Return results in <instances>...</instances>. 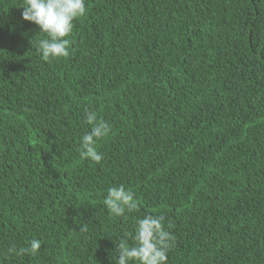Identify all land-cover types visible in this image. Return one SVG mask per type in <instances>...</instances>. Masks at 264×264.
Listing matches in <instances>:
<instances>
[{"label":"trees","instance_id":"obj_1","mask_svg":"<svg viewBox=\"0 0 264 264\" xmlns=\"http://www.w3.org/2000/svg\"><path fill=\"white\" fill-rule=\"evenodd\" d=\"M22 3L0 0V264H116L148 214L167 264H264V0H86L50 61ZM121 184L140 207L118 217Z\"/></svg>","mask_w":264,"mask_h":264},{"label":"clouds","instance_id":"obj_2","mask_svg":"<svg viewBox=\"0 0 264 264\" xmlns=\"http://www.w3.org/2000/svg\"><path fill=\"white\" fill-rule=\"evenodd\" d=\"M22 18L38 25L46 38L39 39L32 45L36 47L43 61L50 58L68 57L70 40L67 38L73 30L74 21L86 14V0H23ZM86 123L90 129L81 137L80 155L99 164L103 153L97 150V142L110 132L107 122L98 119L94 111L85 109ZM104 205L113 216H124L132 213L140 205L135 193L124 185L111 186L107 189ZM165 216L148 214L136 220L135 234L131 244L121 238L116 264H167L168 252L175 242L173 233L164 227ZM86 231V227H81ZM41 241L33 238L27 246L17 249L8 248V253L15 255L28 254L35 256L41 249Z\"/></svg>","mask_w":264,"mask_h":264}]
</instances>
